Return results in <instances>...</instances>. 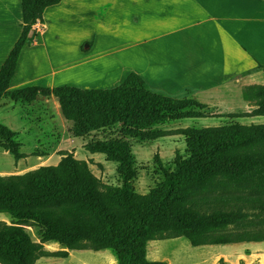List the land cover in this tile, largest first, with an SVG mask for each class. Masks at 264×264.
<instances>
[{
    "label": "trees",
    "instance_id": "trees-1",
    "mask_svg": "<svg viewBox=\"0 0 264 264\" xmlns=\"http://www.w3.org/2000/svg\"><path fill=\"white\" fill-rule=\"evenodd\" d=\"M61 1L21 0L20 36L0 68V100L30 104L38 96L53 97L72 138L118 126L119 139L88 143L84 149L115 163L122 185H104L86 161L68 152L59 154L55 166L0 176V213L12 219L0 221V264H35L85 250H107L116 264H165L147 260L149 242L184 238L192 247L264 242V124L177 130L185 157L176 154L173 170L139 194L132 187L135 161L127 139L160 138L163 133L151 130L154 126L193 118L206 105L152 90L136 73L110 89L63 84L9 90L30 30ZM255 70L264 76V64ZM242 98L253 107L243 117L264 116V86L243 88ZM17 136L0 124V149L15 162L26 157ZM47 243L62 251H44ZM217 264L228 263L220 259Z\"/></svg>",
    "mask_w": 264,
    "mask_h": 264
},
{
    "label": "rangeland",
    "instance_id": "rangeland-1",
    "mask_svg": "<svg viewBox=\"0 0 264 264\" xmlns=\"http://www.w3.org/2000/svg\"><path fill=\"white\" fill-rule=\"evenodd\" d=\"M137 3L138 0H63L55 13H47V39L44 45L35 50L29 48L21 58L20 73L27 75L28 80H33L27 86L49 87L51 84L49 74L55 71L57 73L55 87L72 84L83 89H110L120 85L130 73L137 74L138 70H145V67L143 69L140 66L146 62L140 57L136 59V51L145 49L151 56L153 43L143 47H138L137 43L141 39L150 38L155 29L166 32L168 28L165 22L155 28L153 20L149 17L138 23ZM170 39H163L161 44L155 45L156 48L165 50ZM143 55L146 59L147 55L145 53ZM45 76L47 78H44ZM153 88L152 90L179 99H193V93L186 90L170 94L166 92L169 91L167 87L158 85ZM32 105L31 108L26 109L27 106L24 104H18L14 107V112L26 113L30 115L28 120L33 121L35 117L31 113L40 111L50 125L44 134L24 132L17 136L16 141L24 146V149L19 151L25 153V158H32L27 163L36 164L42 159L46 163L40 166L57 165L59 161L56 162V159L48 160L41 157L37 159L44 154L42 151L45 149L37 145L50 146L53 141H57L60 145L57 156L61 153H72L77 160L86 161L94 176L104 185L114 188L122 185L116 173L115 163L106 161L102 154H91L84 149L88 143L119 139L118 126L92 132L82 138H72L68 134L69 124L57 113L56 104L49 102L47 109L42 108L41 104ZM19 106L22 110H19ZM230 107H234L235 111L214 113L206 106L193 118L166 121L156 125L151 130L160 131L163 136L153 141L127 139L135 161L136 178L132 182L133 190L139 194H147L162 181L164 172L173 170L176 154L185 157L184 138L177 134V130L228 126L233 123L264 124V116L243 117L245 106L239 100L230 102ZM0 143H3L2 139ZM155 157H158L161 167L158 166ZM23 167V164H16L11 155L0 152L1 174L15 175ZM150 243H159L156 259L164 261L165 264H217L213 255L219 253L218 251L233 255L234 252L240 251L241 247L251 245L241 243L192 247L184 238ZM151 253L154 254L155 251L151 250ZM112 260L116 264L115 258L109 251L85 250L73 251L65 259L58 258L52 261L54 264H113ZM148 260L154 259L148 257Z\"/></svg>",
    "mask_w": 264,
    "mask_h": 264
},
{
    "label": "crops",
    "instance_id": "crops-1",
    "mask_svg": "<svg viewBox=\"0 0 264 264\" xmlns=\"http://www.w3.org/2000/svg\"><path fill=\"white\" fill-rule=\"evenodd\" d=\"M62 3L63 0L58 5L48 7L43 13V23L38 21L30 30L27 43L20 51L14 75L9 83L10 91L30 87L27 85L33 80H28L27 75L20 73L21 58L29 48L35 50L44 45L47 39V13H55L56 8ZM136 10L139 12V15L136 14L138 23L149 17L153 20L155 28L164 22L168 28L166 32L155 29L150 38L141 39L137 43L138 47L153 43L151 56L148 55V50L136 51V59L140 57L146 62L140 66L146 69L138 70L137 75L151 89L158 85L167 87L169 91L166 92L170 94L178 93L180 90H190L194 100L206 105L214 113L235 111L234 107H230V102L237 100L245 106L243 113H250L253 110V107L243 100L242 90L248 86H264L262 72L255 70L257 64H264V1L138 0ZM20 25L21 0H0V68L20 36ZM167 38H171V41L167 42L166 51L163 48L157 49L155 45L161 44L163 39ZM143 53L147 55L146 59ZM56 75L55 71L49 74L51 79L49 87H55ZM49 102L56 104L57 113L61 117L59 105L53 97L38 96L30 104L2 98L0 124L18 135L24 132L44 134L50 124L40 111L31 113L35 117L31 121L28 120L30 115L16 113L14 107L24 104L27 109L31 108L32 104H41L42 108L47 109ZM18 108L22 110L20 106ZM37 146L45 148L42 151L44 154L37 159L41 157L60 161V156L56 155L60 148L57 141H53L50 146L47 144ZM20 149H24V146L21 145ZM0 152L9 154L3 149H0ZM20 153L25 154L21 151ZM30 159L32 158L27 157L15 162L24 165L15 175L35 170L46 163L42 159L36 164L27 163ZM0 176L5 175L0 173ZM0 221L10 224L12 219L9 215L0 213ZM31 238L33 242H39L33 233ZM158 244L150 242L147 244V260L149 257L154 259L151 262H164L156 259ZM250 244V247H241L240 251L234 252L233 255L218 251L219 253H215L213 258L217 263L222 259L228 264H264L263 242ZM43 250L51 253L62 251L55 243L44 244ZM151 250L155 253H151ZM72 252H68V257ZM54 259L58 258H40L35 264H54L52 261Z\"/></svg>",
    "mask_w": 264,
    "mask_h": 264
}]
</instances>
